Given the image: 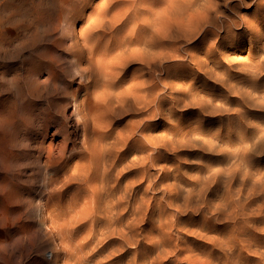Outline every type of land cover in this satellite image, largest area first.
<instances>
[{
	"label": "bare ground",
	"instance_id": "bare-ground-1",
	"mask_svg": "<svg viewBox=\"0 0 264 264\" xmlns=\"http://www.w3.org/2000/svg\"><path fill=\"white\" fill-rule=\"evenodd\" d=\"M94 1L0 0V51L21 48V106L0 109V217L31 195L10 167L37 128L43 187L80 185L46 210L61 264H264V0L241 24L249 0ZM166 154L194 174L176 159L154 174Z\"/></svg>",
	"mask_w": 264,
	"mask_h": 264
},
{
	"label": "rangeland",
	"instance_id": "rangeland-1",
	"mask_svg": "<svg viewBox=\"0 0 264 264\" xmlns=\"http://www.w3.org/2000/svg\"><path fill=\"white\" fill-rule=\"evenodd\" d=\"M107 0H95L93 9L101 7ZM117 0H109V2ZM108 2V1H107ZM236 2V1H235ZM249 3L237 8L238 24L244 21H255L258 14L255 13V8ZM234 5V4H233ZM239 2L235 3L238 6ZM89 10L87 14H91ZM83 24L77 26V31L82 28ZM235 34L241 32L240 28H233ZM207 47V46H206ZM139 66H132L131 71L139 70ZM6 72L5 80H0V109L6 105L10 110H15L18 113V107L21 106V48L12 46L0 51V73ZM16 77L14 80H12ZM76 87V84L73 85ZM58 98L61 93L58 91ZM184 115L183 111L179 112V116ZM21 123V117L18 115ZM136 120L133 116H128L121 122L119 129L125 127L129 121ZM38 124V123H37ZM36 124V126H37ZM33 131V132H32ZM29 132L24 129L25 138H30V147L22 151V159L19 157L10 167V174L18 177L23 186H31V195L24 193L17 199V202L12 206L15 216L8 219L0 217V264H61L63 261V252H61V241L65 240L64 235L57 236L53 226L49 223L47 209H53V203L58 201L61 196L64 201L71 199L74 191L80 188L79 182L70 181L69 176L54 177V180L47 188L43 187L42 174H37V169L33 165L34 157L36 156V142L41 139V135L37 128ZM55 126L49 127V137L45 141V146L48 147L53 141L58 142L60 137H53ZM21 139V137H20ZM21 154V144L17 145L15 153ZM164 154V152H161ZM161 154V155H162ZM169 159H176L175 169H181L183 172H188V175H193L197 168L193 165V161L188 156L174 157L172 154H166V159L158 162L152 171L157 174L163 166L169 165ZM45 158L42 159V162ZM0 166V177L3 175ZM42 182V185H41ZM47 183V181H46ZM1 195V194H0ZM34 195V197H32ZM4 206V205H3ZM172 212V211H171ZM187 239V238H186ZM195 239H191V242ZM186 256V255H184ZM186 264V263H183Z\"/></svg>",
	"mask_w": 264,
	"mask_h": 264
}]
</instances>
